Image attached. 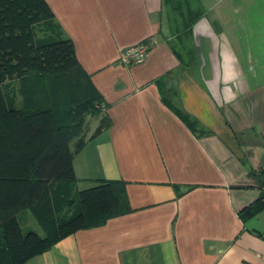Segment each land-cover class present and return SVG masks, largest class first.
<instances>
[{
	"label": "crops",
	"instance_id": "0c3cea01",
	"mask_svg": "<svg viewBox=\"0 0 264 264\" xmlns=\"http://www.w3.org/2000/svg\"><path fill=\"white\" fill-rule=\"evenodd\" d=\"M45 1L111 120L74 154V189L121 181L130 210L26 264H264V212L240 217L260 194L250 172L264 168L254 0H182L186 32L168 0ZM143 43L142 63H121Z\"/></svg>",
	"mask_w": 264,
	"mask_h": 264
},
{
	"label": "trees",
	"instance_id": "16d2710c",
	"mask_svg": "<svg viewBox=\"0 0 264 264\" xmlns=\"http://www.w3.org/2000/svg\"><path fill=\"white\" fill-rule=\"evenodd\" d=\"M193 21L190 15L185 32ZM102 109V95L46 1L0 0V264H26L64 237L130 210L121 181L74 189L85 116ZM110 126L105 112L92 137ZM250 174L260 194L240 212L243 220L264 212V168ZM26 210L43 236L19 225Z\"/></svg>",
	"mask_w": 264,
	"mask_h": 264
},
{
	"label": "rangeland",
	"instance_id": "374dc122",
	"mask_svg": "<svg viewBox=\"0 0 264 264\" xmlns=\"http://www.w3.org/2000/svg\"><path fill=\"white\" fill-rule=\"evenodd\" d=\"M171 1H173V3H171ZM181 1L182 0H168V11H170V9H173L172 13H173V16H176V18H179L181 16L184 18L185 17L187 18L188 16L186 15L190 12V11L188 12L190 8L188 6L185 7L186 2L185 4L182 5ZM176 2L177 4H175ZM164 9L166 8L164 7ZM175 10L177 11L175 12ZM184 12H186L185 13L186 15L184 14ZM251 12H252L251 13V24H250L251 28L249 32L250 34L249 44H250V51H251L250 57H251V60L254 66L256 67L254 71L256 73L258 72L264 77V68L262 69L257 68L260 65L264 67V0H254L253 5L251 7ZM189 18L190 16L188 17V19ZM178 23L179 25L176 28L178 32H181L182 26L180 22ZM187 23H188V20H185L184 25H186ZM183 28L185 29L184 26ZM104 115H105V110L102 109L96 117H93L91 115L85 116V119H84V138L85 139H87L88 136H90L91 134L95 132L98 126L102 123ZM77 189L81 190L82 187L79 185L77 186ZM259 218L264 223V213L260 214ZM18 223L22 227L24 232L34 231L40 236H43L45 234L43 228L41 227L39 222L35 219L34 215L27 210L23 211L18 216Z\"/></svg>",
	"mask_w": 264,
	"mask_h": 264
},
{
	"label": "built area",
	"instance_id": "2783aa9c",
	"mask_svg": "<svg viewBox=\"0 0 264 264\" xmlns=\"http://www.w3.org/2000/svg\"><path fill=\"white\" fill-rule=\"evenodd\" d=\"M148 52L146 44H139L135 47L126 48L120 54V61L125 65L142 63Z\"/></svg>",
	"mask_w": 264,
	"mask_h": 264
}]
</instances>
